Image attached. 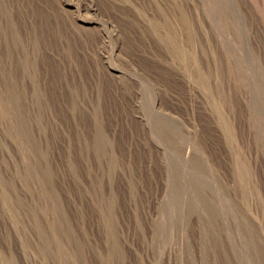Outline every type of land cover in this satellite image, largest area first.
<instances>
[{
	"label": "rangeland",
	"instance_id": "obj_1",
	"mask_svg": "<svg viewBox=\"0 0 264 264\" xmlns=\"http://www.w3.org/2000/svg\"><path fill=\"white\" fill-rule=\"evenodd\" d=\"M138 1L0 0V264H264V0Z\"/></svg>",
	"mask_w": 264,
	"mask_h": 264
},
{
	"label": "bare ground",
	"instance_id": "obj_2",
	"mask_svg": "<svg viewBox=\"0 0 264 264\" xmlns=\"http://www.w3.org/2000/svg\"><path fill=\"white\" fill-rule=\"evenodd\" d=\"M133 1H134V0H133ZM179 1H180V0H179ZM183 1H184V0H183ZM201 1H202V0H201ZM204 1H205V0H204ZM204 1H203L202 3H204ZM214 1H215V0H214ZM217 1H218V0H217ZM137 2H139V1L137 0ZM140 2H141V0H140ZM152 2H154V1H152ZM184 2H186V1H184ZM198 2H199V0H198ZM218 2H219V1H218ZM262 2H263V0H262ZM135 3H136V1H135ZM135 3H134V4H135ZM155 3H156V1H155ZM182 3H183V2H182ZM186 3H187V2H186ZM202 3H201V4H202ZM219 3H220V2H219ZM263 3H264V2H263ZM138 4H139V3H138ZM184 4H185V3H184ZM204 4H205V3H204ZM135 5H136V4H135ZM139 5H140V4H139ZM151 5H152V4H151V2H150V6H151ZM176 5H177V4H176ZM172 6H173V5H172ZM174 6H175V3H174ZM181 6H182V4H181ZM183 6H184V5H183ZM185 6H186V4H185ZM177 8H178V5H177ZM179 9H180V8H179ZM154 11H155V10H154ZM174 11L176 12V10H174ZM187 11H188V10H187ZM196 11H197V10H196ZM206 11H207V10H206ZM178 12H180V11H178ZM181 12H182V11H181ZM181 12H180V13H181ZM204 12H205V11H203V14H207V13H208V12H207V13H204ZM152 13H153V14H156V13H154L153 11H152ZM164 13H165V12H164ZM168 13H169V12H168ZM183 13H184V12H183ZM183 13H182V14H183ZM190 13H191V12H190ZM192 13L194 14V12H192ZM192 13H191V14H192ZM160 14H161V13H160ZM165 14H166V13H165ZM165 14H162V16L165 15ZM170 14H173V13H170ZM193 14H192V15H193ZM197 14H198V13H197ZM201 14H202V13H201ZM157 15H158V14H157ZM176 15H177V14H176ZM178 15H179V14H178ZM180 15H181V14H180ZM180 15H179L178 17L181 18ZM186 15H187V14H186ZM192 15H190V16H192ZM194 15L196 16V14H194ZM208 15H209V14H208ZM151 16H152V15H151ZM166 16H168V15L166 14ZM169 16H170V15H169ZM174 16H175V15H173V18H174ZM184 16H185V15H184ZM187 16H188L187 19H189V15H187ZM203 16H204V15H203ZM160 17H161V15H160ZM171 17H172V16H171ZM171 17H170V18H171ZM185 17H186V16H185ZM198 17H199V15H198ZM201 17H202V15H201ZM153 18H154V17H153ZM156 18H157V16H156ZM161 18H162V17H161ZM170 18H169V19H170ZM191 18H192V17H191ZM165 19H166V18H165ZM167 19H168V18H167ZM171 19H172V18H171ZM183 19H184V18H183ZM187 19H185L186 22H188ZM173 20H174V19H173ZM189 20H190V19H189ZM191 20H192V19H191ZM175 21L178 22V20H176V18H175ZM183 21H184V20H183ZM183 21H182V22H183ZM178 23H180V22H178ZM183 23H185V22H183ZM192 46L194 47V44H193ZM190 48H191V45L189 46V49H188V50H191V51H192V48H191V49H190ZM195 49H196V48H195ZM191 51H190V53H191ZM188 52H189V51H188ZM181 53H182V52H181ZM190 53H189V54H190ZM192 53H193V52H192ZM192 53H191V54H192ZM189 54H188V55H189ZM195 54H196V53H194L193 55H194L195 57H197ZM186 55H187V54H186ZM186 55L184 54V57H185ZM193 55H192V56H193ZM192 56H191V57H192ZM188 57L190 58V56H187V58H188ZM189 58H188V60H189ZM190 59H191L190 61H192L193 58H190ZM194 60H195V59H193L192 62H194ZM197 60L199 61L198 58H197ZM197 60H196V61H197ZM196 61H195V63H197ZM195 63H194V65H195ZM192 64H193V63H192ZM198 64H199V63H198ZM198 66H199V65H198ZM3 111H6V110L4 109ZM6 112H7V111H6ZM6 112H4V113H6ZM8 113H9V112H8ZM10 113H11V112H10ZM10 113H9V115H10Z\"/></svg>",
	"mask_w": 264,
	"mask_h": 264
}]
</instances>
